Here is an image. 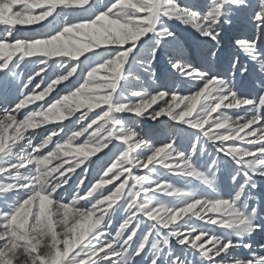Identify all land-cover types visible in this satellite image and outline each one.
Masks as SVG:
<instances>
[{
  "label": "snow or ice",
  "instance_id": "6c2138e0",
  "mask_svg": "<svg viewBox=\"0 0 264 264\" xmlns=\"http://www.w3.org/2000/svg\"><path fill=\"white\" fill-rule=\"evenodd\" d=\"M90 6L91 0H0V27L6 30L0 35V75L35 65L38 70L23 84L27 90L37 78L48 76L53 66L60 69L49 77L46 88L40 90L38 84L31 94L25 91L14 107L0 111V264H135L146 251L150 264H190L173 253V241L191 253V264H197V258L198 264H224L234 249L251 252L250 244L232 237L243 241L260 230L256 211L249 212L243 197L249 186L255 188L251 176L264 178V95L258 101L241 98L228 80L176 62L172 70L194 85L191 94L128 90L133 79L140 83L137 66L156 75L150 61L164 43L176 38L166 22L191 27L218 44L217 26L228 23L230 9H243L245 0H209L204 14L179 0H113L94 18L51 22L61 12L86 11ZM253 18L264 32V0ZM45 22H49L46 35H14L18 27ZM149 40L148 60L137 65V53ZM236 46L264 71L258 42L239 39ZM84 61L88 70L82 83L54 103L49 101L60 86L71 83ZM237 67L238 61L232 65L233 70ZM37 104L39 110L33 109ZM240 109L251 112L238 119L225 114ZM124 114L135 120L166 118L190 130L193 142L185 149L173 137L156 146L130 127ZM65 122L78 123V130L66 140L61 128L34 142L38 130ZM202 142L236 166L234 184L243 175L234 198L216 190L217 161L207 169L197 162V154L206 151ZM107 152H113L109 164L85 188L89 164ZM78 170L84 176L75 196L70 202L59 199ZM158 170L184 181L185 187L162 182ZM187 181L199 182L209 191L189 189ZM161 197L174 203L165 204ZM121 211L122 222L111 236L113 217ZM233 264H264V255Z\"/></svg>",
  "mask_w": 264,
  "mask_h": 264
},
{
  "label": "rangeland",
  "instance_id": "374dc122",
  "mask_svg": "<svg viewBox=\"0 0 264 264\" xmlns=\"http://www.w3.org/2000/svg\"><path fill=\"white\" fill-rule=\"evenodd\" d=\"M112 2L113 0H102L101 3H99L98 0H91V6L88 10L61 12V15L55 18L54 20H52L51 22L57 25L66 24V23L82 22V21L87 20L89 17L93 18L94 14L99 13L102 10H106V6L110 5ZM179 3L181 5L187 4L193 10H196L200 12L201 14H204L206 11L207 5L209 3V0H179ZM259 3H260V0H245V7L243 8L244 10L243 9H230V15L227 17L228 23L222 22L216 28V31L221 33L219 42L221 44L222 57L226 63V74H225L224 79L228 80V82L232 85V87H234V89L236 90V92L241 98H248V97L255 98L257 99V101L261 95H264V71L260 70L259 63L250 60L240 49L237 48L236 42L240 38L248 40L249 42H252V41L258 42V48L260 50V54L264 55V32H262L260 28L255 24L254 18H253V13L254 11L258 10ZM168 23L170 26H173L174 28H176L175 30L177 34H180L183 36H185L184 34H187L189 36L191 34L192 36L195 37L196 42L199 40V38H202L191 27H186L175 21H171ZM48 27H49V22H47L42 27L41 29L42 33L40 35H46L48 31ZM0 35H6V30L3 27H0ZM185 40H187L186 43L188 45L192 43V40L190 38H186ZM203 45L206 47V51L208 55H211V54L214 55L216 48H217L216 43L204 38ZM144 47H146V45L142 44L140 48L141 53L145 52V50H143ZM237 61H238V67L235 70H233L232 65L233 63ZM87 64H88V61H84L80 63V71L78 72L77 76L71 81V83L65 86H60L57 92L54 93L51 97H49V101L54 103L57 97H62L63 95L68 94L70 90L74 91L76 87H78L79 84L82 83V77L86 76L87 74V70H88ZM245 69H246V72H245ZM35 70H38L35 65L25 64L14 75H7V76L0 75V111L8 110L9 108L14 107L15 103L18 102L19 98L22 96V94L25 91H27L28 94H31L32 89H34L36 85L38 84L41 85L40 90H43V88H46L47 84L50 82L49 77H52L58 74L60 71V69L53 66L48 76H46L43 80L41 78H37L33 82V84L29 87V89L25 90L23 88V84L26 83L27 79L31 75H34ZM151 70L153 72V68H151ZM154 70H155L156 75H155V84L153 88H151L149 85L148 86L144 85L143 75L144 74L146 75L148 73H146L145 71H142L140 73V76L142 77L141 78L138 77L140 80V83L139 84L136 83L135 79H133L129 83L128 90L129 91L131 90L147 91V92H151L155 94V92L166 83V79L168 75L166 73L165 67L158 61L154 62ZM233 71H235L234 76H233ZM241 72H245V74L241 75ZM176 80L178 79L175 77L172 80V84L170 86L172 91L173 90L175 91L177 87L179 86V83L176 82ZM193 87H186V89L184 90L185 94L187 93L191 94V89ZM44 103L46 106H50L48 101ZM39 107H40L39 104L32 106V108L35 110H39ZM25 111L27 114H30L31 110H25ZM250 112H251V109H240L236 111H228L225 114L231 115L234 119H238L240 116L248 115ZM23 116L24 114H22L20 118L22 119ZM122 119L125 120V122L128 123L130 127L134 126L136 129L139 130L140 124H141L139 120L136 121L135 118H133L129 114H124L122 116ZM155 126H156L155 123L146 124V126H143L145 128V132H144L145 134L143 133L142 136H145L147 135V133L155 131L156 130ZM61 128H63L62 139L66 140L72 134L73 131L78 130V123L65 122L63 125L46 126L45 128L38 130L37 134L33 136V140L35 143L38 144L42 142V140L45 139L47 135L51 134L52 131L60 130ZM160 132L161 131H159V133L156 134L155 141L157 140L159 141L160 139H163L164 136ZM56 139L59 142L61 140V137H58ZM184 139L182 140L181 147L188 149L184 143L186 142V139L185 140ZM52 147H54V145ZM201 148L206 149V151L203 153L197 154V162L200 163L202 166L206 165L204 166L206 168L207 167L212 168L213 167L212 162L216 159L217 169L216 167L214 169V173H215L214 179L216 183V190L217 192L221 193L225 198L227 197L234 198L236 193L239 191L240 185L244 183L243 175L240 176L241 179L238 181L239 183L237 182L234 184L233 178H231V176L234 177L236 175V172H237V169L235 168L236 166H234V164L230 162V160H228L223 155L216 153L213 146L209 144H204L202 142ZM22 150L23 149H21V151ZM45 154H47V150H45ZM112 156H113V152H107L106 154H101L99 158L95 159V162L89 164L85 188H87L91 183L95 182L98 174H102L101 169L109 164V161L112 159ZM205 156H206V159H205ZM222 161L223 163L224 162L225 163L221 164ZM218 170H219V173H218ZM158 172L159 174L161 173L159 175V178L161 179L162 182H170L174 186H176L175 185L177 181L176 178L174 179L173 176H170L168 174L166 175V173H164L163 170H158ZM83 176H84V173L78 170L76 176L73 177V179L69 182V184L64 189H61L60 193L58 194V198L61 200L70 202L71 199L75 196V191H76V186L78 184V181L80 178H83ZM186 183H187V187L189 186L188 187L189 189H192V187L196 184L197 186L195 185V187H193L192 189L194 191H198V192L209 191L208 189L203 187L201 184H199V182L187 181ZM252 183L255 185V188H252L251 186H249L250 189L249 188L247 189L246 193L244 194L243 199H244V202L247 204L249 212H251L252 210L256 211V217H255L256 224L260 230L255 232V234L253 233V235L251 236H247V238L245 237L243 241L236 240L235 237H232L234 241L237 243L242 242L244 244H250L252 246L251 252L246 251L244 248L232 250L231 256L237 259H241V260L249 259L251 256L257 254L256 252L258 250L264 252V225H263L264 224V221H263L264 214L262 211L264 207V178L253 176ZM181 185H182L181 188L183 189L185 187V182L182 181ZM176 187H179V186H176ZM11 199H15V197H12ZM160 199L165 204H167L169 201V200L167 201L168 198H164V197H161ZM255 199H257L258 202ZM164 200L166 201L164 202ZM171 203H174V202L169 201L168 204H171ZM2 205H3V201H0V206ZM122 215L123 213L121 211V213H118L116 216L113 217L114 219L112 221L113 227H112V230L111 229L109 230L111 236L115 235V232L119 227V224L122 222ZM198 223L199 222H196L195 224L197 227H200V228L206 227ZM208 231L214 232L217 235L222 236V237L227 235V233H224L223 231L219 229H208ZM165 251L167 252V250ZM172 251L174 254H177L178 256H181L186 259H188L187 254L188 253L191 254L190 252H187L186 250L180 249L179 246L176 245L174 241L172 242ZM135 264H150V252L146 251L143 257L137 258L135 261ZM197 264H198V261H197Z\"/></svg>",
  "mask_w": 264,
  "mask_h": 264
},
{
  "label": "bare ground",
  "instance_id": "6f19581e",
  "mask_svg": "<svg viewBox=\"0 0 264 264\" xmlns=\"http://www.w3.org/2000/svg\"><path fill=\"white\" fill-rule=\"evenodd\" d=\"M99 3L102 2V0H98ZM247 7V6H246ZM244 10V9H243ZM94 18V17H93ZM236 19V18H235ZM233 22V21H232ZM47 22H45L43 25H37V26H32L30 28H21L18 27L15 31V37L16 38H27V37H31V36H40L41 29L42 27L46 24ZM167 26L169 27V29L171 31H173L175 33V39L171 42H166L163 44V46L160 48V50L158 51V54L155 58H153L150 63L152 65L153 68V73H155L154 70V62L158 61L160 62L166 69V73L168 75L167 79H166V83L159 88L158 90L160 91H168L172 84V80L175 78H177L178 80H176V82L179 83V86L177 87V89L175 91H181L183 94H185L184 90L186 89V87H193V84L191 82L185 81L183 79V77H181L179 75V73L174 72L172 70V63L176 62V63H182L185 66H193L196 67L198 69H204L206 70L209 74L214 75L216 77L219 78H225V74H226V63L222 57V50H221V44L220 42L217 44L216 43V51L214 53V55H208L207 51H206V47L203 45V41L204 38H199V40L196 42L195 37L192 36L190 34H184L180 35L177 34L176 32V28H174L173 26H170L168 22ZM239 25V24H238ZM234 36V35H233ZM248 36V35H247ZM235 37V36H234ZM186 38H190L192 40V43L190 45H188L186 43L187 40H185ZM238 38V37H237ZM241 39V38H240ZM253 42V41H252ZM151 41L149 40L148 44H145L146 47L143 48V50H145L144 53H141L140 51L137 53V65L141 64V63H145L148 58H147V48L150 45ZM143 44V43H142ZM237 58V57H236ZM236 61V60H235ZM259 70V69H258ZM257 70V71H258ZM261 70V68H260ZM144 71L143 69L139 68L138 66L135 68V73L136 76H138L139 78H141L142 76H140V73ZM144 74V73H143ZM142 74V75H143ZM144 85H149L151 88L154 87L155 84V76H150L148 74H144ZM262 79V77H261ZM238 81V80H237ZM242 81V80H241ZM141 85V84H140ZM189 85V86H188ZM174 86V85H173ZM240 86V85H239ZM140 88V87H138ZM173 88V87H172ZM234 88V87H233ZM238 88V87H237ZM155 89V88H154ZM240 90V89H239ZM174 91V90H173ZM236 91V90H235ZM188 94V93H187ZM240 94V93H239ZM254 96V95H253ZM249 98V97H248ZM239 117V116H238ZM137 121V120H136ZM141 122L140 124V128H139V132L142 135L145 132V128L143 126H146V124H152L155 123V127L156 130L150 133H147V135L143 136L145 139H147L150 143H154L156 146H159V144L164 141L166 138L167 139H171L173 137L177 138L180 141V144L182 143V140L185 138L186 142L185 146L189 149V145L191 142H193L192 140H190V137H192V133L190 132V130L184 128L183 126H178V125H174L172 124V122L168 121L166 118H161V120L159 121H150V120H139ZM139 124V123H138ZM154 126V125H153ZM159 131H161L160 133L163 134V139H160L159 141H155V137L156 134L159 133ZM145 134V133H144ZM161 136V135H160ZM184 139V140H185ZM205 144V143H204ZM183 145V144H182ZM247 147V146H246ZM209 148V147H208ZM207 148V149H208ZM200 155V154H199ZM208 156V155H207ZM223 157V156H222ZM201 158V157H200ZM212 158V157H211ZM206 159V156H205ZM216 160V159H215ZM214 160V161H215ZM220 160V159H219ZM229 160V159H228ZM207 161V160H206ZM217 161V160H216ZM225 161V160H223ZM223 161L221 162V164L223 163ZM227 161V160H226ZM232 162V161H230ZM220 163V162H219ZM225 163V162H224ZM223 163V164H224ZM200 164V163H199ZM206 166V165H204ZM211 166V165H210ZM225 166V165H224ZM223 166V167H224ZM235 166V165H234ZM206 168V167H205ZM208 168V167H207ZM206 168V169H207ZM236 168V167H235ZM217 169V167H216ZM227 169V167H226ZM234 169V168H233ZM232 169V170H233ZM216 171V170H215ZM236 171V170H235ZM225 172V171H224ZM217 173V172H216ZM219 173V170H218ZM228 173V172H227ZM138 174H142V173H138ZM161 174V173H160ZM222 174V173H220ZM167 175V174H166ZM215 175V173H214ZM251 176V174H249ZM221 176V175H220ZM167 177V176H166ZM251 176V180H252ZM231 178H233V176H231ZM244 178V177H243ZM170 179V178H169ZM175 179V177H174ZM217 179V178H216ZM225 179V178H224ZM241 179V177H240ZM239 179V180H240ZM176 181V180H174ZM243 181V180H242ZM182 181L177 180L175 185L179 186L180 188L182 187L181 185ZM195 182V181H194ZM231 182V181H230ZM227 183V182H226ZM239 183V182H238ZM196 185V184H195ZM195 185L193 187H195ZM220 185V184H219ZM234 185V184H233ZM238 185V184H237ZM240 185V184H239ZM197 186V185H196ZM203 186V185H202ZM231 186V185H230ZM189 187V186H188ZM192 187V186H191ZM192 187V189H193ZM204 187V186H203ZM234 187V186H233ZM231 188V187H230ZM253 188V187H252ZM228 189V188H227ZM250 189V188H249ZM208 192V191H206ZM236 192V191H235ZM254 192V190H253ZM232 193V192H231ZM230 194V193H229ZM252 194V193H251ZM255 194V193H253ZM226 196V195H225ZM254 196V195H253ZM228 198V197H227ZM260 198V197H258ZM169 199H167L168 201ZM257 200V199H255ZM162 201V200H161ZM166 200H164L165 202ZM171 201V200H169ZM168 201V203H169ZM260 201V200H259ZM256 202V201H255ZM258 202V200H257ZM167 203V204H168ZM260 203V202H259ZM256 206V205H255ZM263 214H264V207L262 209ZM114 220V219H113ZM263 220V219H262ZM264 221V220H263ZM196 224V222H195ZM199 224V223H198ZM264 225V224H263ZM112 230V229H111ZM222 233V232H221ZM216 234V233H215ZM255 234V233H254ZM253 235V234H252ZM222 237V236H221ZM247 238V237H246ZM257 254L255 255H264L263 251L258 250L256 252ZM177 255V254H175ZM251 255V254H250ZM148 256V255H147ZM188 256V261L191 264V261L193 260V256L191 254H187ZM231 254L227 257L224 258V264H233L234 260H237V258L232 257ZM143 261V260H142ZM198 261V258H197Z\"/></svg>",
  "mask_w": 264,
  "mask_h": 264
}]
</instances>
